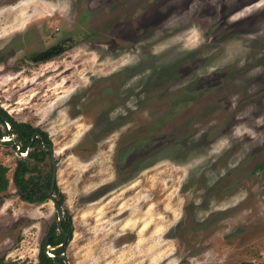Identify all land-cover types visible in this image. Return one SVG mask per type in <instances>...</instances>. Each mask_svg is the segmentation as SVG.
<instances>
[{"label": "rangeland", "instance_id": "374dc122", "mask_svg": "<svg viewBox=\"0 0 264 264\" xmlns=\"http://www.w3.org/2000/svg\"><path fill=\"white\" fill-rule=\"evenodd\" d=\"M0 107L47 133L68 264L264 262V0H0ZM12 139L0 257L35 262Z\"/></svg>", "mask_w": 264, "mask_h": 264}, {"label": "trees", "instance_id": "16d2710c", "mask_svg": "<svg viewBox=\"0 0 264 264\" xmlns=\"http://www.w3.org/2000/svg\"><path fill=\"white\" fill-rule=\"evenodd\" d=\"M0 114L7 117V121L10 124L11 132L14 134V140L19 141L20 150L26 152L23 157H18L12 172L11 180L16 187L17 195L20 199L35 203L43 202L47 200L46 189L50 186L51 175H52V163L50 162L49 170L42 172L39 164L44 162L47 155H50V149L40 148L39 145L44 143H50L47 133L40 130L37 127L32 126L30 123L16 121L7 112L0 107ZM0 120L3 119L0 117ZM3 122V121H2ZM34 132L41 134L40 137L31 139ZM10 131L7 130L6 134ZM3 135L0 132V137ZM27 148L28 151H27ZM8 167L0 162V192H4L9 184V178L7 176ZM53 190L57 193V201L61 204L63 196L60 193L56 183L54 184ZM61 230L58 229L57 220L52 222L49 226L44 239L41 242L37 260L35 262H4L0 257V264H65L63 258L60 256L61 252H64L65 245L56 247L63 240V233L70 234L72 232V223L70 216L66 215V210H63V217L61 220ZM46 240L52 247L50 249L51 255L48 254L44 248L46 246ZM234 264H253L249 261H241ZM264 264V262L256 263Z\"/></svg>", "mask_w": 264, "mask_h": 264}, {"label": "water", "instance_id": "95a60500", "mask_svg": "<svg viewBox=\"0 0 264 264\" xmlns=\"http://www.w3.org/2000/svg\"><path fill=\"white\" fill-rule=\"evenodd\" d=\"M5 121H7V117H5ZM8 122V121H7ZM9 125V131H10V137L8 138V140H10L12 138V135L13 133L11 132V128H10V124L8 123ZM35 136V134L32 135V138ZM13 145H16L17 146V153L18 154H21V150H20V143L18 141H14L12 142ZM48 146L50 147L51 149V144H48ZM29 148H27V151H28ZM52 150V149H51ZM26 154V153H25ZM24 154V155H25ZM51 162H52V175H51V181H50V186L49 188L46 189V195L48 198H50L54 205H55V209H56V215H57V225H58V229L61 230V220H62V217H63V209H62V206L61 204L57 201V199L55 198L54 196V193H53V188H54V184L56 182V161L55 159L53 158V153H51ZM71 238V233L70 234H65L63 233V240L56 246V247H60V246H63L66 244L67 240ZM50 247V245L48 244V240H46V246L44 248V250L47 252V248ZM52 248V247H50ZM51 255V254H50ZM60 256L63 258V261L65 264H68V259L66 257V255L64 254V252H61L60 253Z\"/></svg>", "mask_w": 264, "mask_h": 264}, {"label": "flooded vegetation", "instance_id": "af4514ba", "mask_svg": "<svg viewBox=\"0 0 264 264\" xmlns=\"http://www.w3.org/2000/svg\"><path fill=\"white\" fill-rule=\"evenodd\" d=\"M67 40H68V38H65V39H62L61 40V42H63V44H64V46H67ZM64 41H65V43H64ZM58 48H60V46H59V44L58 45H56L55 46V48H54V50L55 51H58ZM41 56H42V53H41ZM0 117L3 119L2 121H3V123H8L7 121H5V118H4V115H2V114H0ZM9 130V129H8ZM10 134V133H9ZM8 134V135H9ZM33 134H35V136L32 138V136H31V139H34L35 137H40L41 138V134L40 133H38V132H34ZM32 134V135H33ZM13 137H14V134H13ZM12 139V138H11ZM0 140L1 141H7L8 140V138L6 139V138H4L3 137V135L0 137ZM13 141L12 142H14V141H16V140H14V138L12 139ZM19 142V141H18ZM48 144H50V143H44V141H43V145H45V146H47V148H49L50 149V147L48 146ZM15 147H17L16 145H14ZM50 151H51V149H50ZM22 152V151H21ZM26 153V152H25ZM51 153L52 152H50V159H51ZM52 163V162H51Z\"/></svg>", "mask_w": 264, "mask_h": 264}, {"label": "bare ground", "instance_id": "6f19581e", "mask_svg": "<svg viewBox=\"0 0 264 264\" xmlns=\"http://www.w3.org/2000/svg\"><path fill=\"white\" fill-rule=\"evenodd\" d=\"M7 139V138H6ZM22 154H25V152H22ZM11 184V183H10ZM118 226V225H117ZM102 229V228H101ZM101 231V230H100ZM115 232V231H114ZM117 232V231H116ZM123 233V232H121ZM122 235V234H121ZM98 236V235H97ZM124 237V236H123ZM125 239V238H124ZM180 249V248H179ZM108 250V249H107ZM133 250V249H132ZM111 251V250H110ZM109 254V253H108ZM147 254V253H146ZM131 258V257H130ZM136 258V257H135ZM139 263V262H138ZM143 263V262H142ZM113 264V263H112ZM116 264V263H115Z\"/></svg>", "mask_w": 264, "mask_h": 264}]
</instances>
